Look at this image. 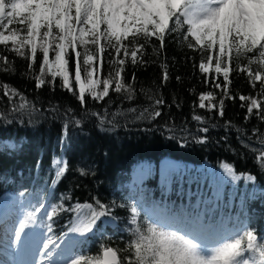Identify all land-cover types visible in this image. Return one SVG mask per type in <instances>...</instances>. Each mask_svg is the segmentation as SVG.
Masks as SVG:
<instances>
[{
	"label": "snow or ice",
	"instance_id": "6c2138e0",
	"mask_svg": "<svg viewBox=\"0 0 264 264\" xmlns=\"http://www.w3.org/2000/svg\"><path fill=\"white\" fill-rule=\"evenodd\" d=\"M169 38L199 54V63L194 62L193 66H198L205 76L204 83L212 89L199 93V103L193 106L194 121L207 124L206 117L195 114L196 107L216 110L223 117L226 100L235 102L238 96L241 108H246L245 121L255 116L264 122V0H0V72L16 71L14 60L4 54L14 53L27 61V72L22 75L34 79L37 89L54 88L59 79V86L81 105L89 96L104 100L110 91L123 99L135 100L137 77L133 72L132 82H127L129 66L145 67L159 60L162 84H166L170 79L165 56ZM149 48L156 60L145 58ZM235 74H244L252 89L258 86L259 91L255 95H233L230 77ZM176 80L181 77L176 76ZM0 89L13 112L34 110L35 105L16 87L0 83ZM140 92L152 103L151 111L144 108L137 119L146 113L152 119L159 117L165 103L163 96L148 94L143 88ZM176 106L180 107L178 103ZM127 111L136 113L137 109ZM123 114L118 110L108 120L107 110L103 115L93 113L101 125L107 122L113 126L115 117ZM0 116L6 119L5 113L0 112ZM225 127H232L231 122L226 121ZM199 131L208 133L209 128L203 126ZM253 132L259 133L256 140L260 147L250 150L257 153L256 159L264 168V133L258 128ZM197 142H207V136L199 137ZM54 163L53 185L68 168L67 161ZM221 167L233 180H256L251 174L237 175L231 164ZM79 171L87 174L85 169ZM94 201L71 207L52 204L50 210L40 201L38 207L26 210L17 226L7 230L14 236L10 247L20 257L18 264H264V233L258 234L243 221L232 228L206 222L199 215L183 220L164 215L157 222H141L136 204L129 206L131 238L124 248L102 244L101 255H83L79 251L82 241L75 237L92 233L97 222L102 217H112L113 208L117 207L115 202ZM60 212L75 215L67 231L56 235L53 219ZM37 213H42L46 221H41ZM40 223L47 229L42 239L39 234L26 232Z\"/></svg>",
	"mask_w": 264,
	"mask_h": 264
},
{
	"label": "trees",
	"instance_id": "16d2710c",
	"mask_svg": "<svg viewBox=\"0 0 264 264\" xmlns=\"http://www.w3.org/2000/svg\"><path fill=\"white\" fill-rule=\"evenodd\" d=\"M148 52L146 59H157L151 55L150 48ZM4 54L14 60L16 71L0 72V83L16 87L35 108L13 112L12 105L0 89V112L6 116V119L0 116V197L6 192L17 193L29 207L39 206L40 201L63 203L65 207H71L72 203L94 204V198L104 204L115 202L117 207L113 208L112 217L116 224L102 225L98 221L92 233L86 237H75L82 241L79 246L81 254L90 257L101 255L102 244L121 249L125 247L131 238L128 232L131 227L129 206L137 194L127 188L126 182L139 162L155 164L157 169L164 157L198 168L196 171L189 169L180 178L175 171H170L163 185L159 184L155 172L147 176L144 181L145 194L134 203L140 210L139 221L151 220L140 207L143 201L150 199L155 203L190 207L191 212L187 214H201L210 221L221 212L228 211L230 222L234 225L245 221L258 234L264 233V168L256 159L257 153L250 150L260 147L256 140L259 133H254L253 129L258 128L264 133V122L258 121L255 116L245 121L246 108H241L238 96L235 102L226 100L223 117L216 110L196 107L195 114L206 117L207 124L192 119L193 106L199 103V93L212 90L209 84L204 83L205 76L198 66H193L194 62L196 65L199 63L198 53L169 38L165 56L170 79L166 84H162L159 60L149 62L145 67L129 66L126 70L127 82H132L133 72L137 77L135 100L123 99L110 91L109 97L101 101L87 97L84 105L59 86V79L54 88L43 86L37 89L34 79L22 75L27 72V61L14 53ZM176 76H180L181 80L177 81ZM212 76V73L208 75L210 81ZM230 78L233 95L237 92L255 95L259 91L258 86L252 89L244 74H235ZM141 88L148 94L163 96L165 103L160 108L159 117L152 119L146 113L144 118L137 119L144 108L151 111L152 102L145 93L140 92ZM215 91L219 93V89ZM174 99L176 103H173ZM16 102H19L18 99ZM177 103L180 107L176 106ZM129 108H136L137 112L129 113ZM105 110L108 120H112V113L118 110L124 114L115 117V126L107 122L101 125L99 117L93 113L103 115ZM76 120L80 124H76ZM226 121H230L232 127L226 128ZM203 126L209 128L208 133L199 131ZM237 129H242V132ZM204 135L207 142H197ZM56 160L67 161L68 168L53 185ZM206 163L210 165L209 170L203 165ZM222 164H231L237 174L255 176V182H246L241 177L228 193ZM80 169H85L87 174L81 175ZM212 184L216 192L211 201L214 208L205 203L206 193ZM21 193L24 195L21 196ZM74 215L72 212H60L54 217L56 235L67 231Z\"/></svg>",
	"mask_w": 264,
	"mask_h": 264
},
{
	"label": "rangeland",
	"instance_id": "374dc122",
	"mask_svg": "<svg viewBox=\"0 0 264 264\" xmlns=\"http://www.w3.org/2000/svg\"><path fill=\"white\" fill-rule=\"evenodd\" d=\"M6 141L12 142L11 140H6ZM204 167L206 169H209V165H207V164L204 165ZM193 168L195 171L197 170V167L193 166L192 164L182 162V161L170 158V157H164L159 161L157 171H154L155 168H154V165L152 163H149L147 161L139 162L133 168V169H135V172L137 173L136 178L134 177V175L132 178V173H130V175H131L130 179L128 180V182H126L127 188L130 191L137 193L135 200H133V204L136 203V201L142 199V197L144 196L145 190H144V183L143 182L145 181L147 176L152 175L155 172L157 174L159 184L163 185L165 183V180L167 181V178L169 176L170 171L171 172L175 171L176 175L180 178V176H182L186 171H188L189 169H193ZM195 171L193 172L194 174H196ZM222 171H223V179L228 184L227 191L229 193V191L232 189V186L234 185V183L237 182V180H233L230 176H228L226 174L224 168H222ZM237 175H239V174H237ZM215 193L216 192L214 189V185L212 184L210 190L207 191L206 196H205V203L209 205L208 207L214 208L215 205H212L211 201H212V198L215 195ZM45 204L47 206H49V210H50V205H52L54 203L46 202ZM169 204H171V203H169ZM169 204L167 202L166 203L165 202L155 203V202L151 201L150 199H148V200L143 201L141 203L140 207H141V209H143L145 211L146 215L152 220V222H157V218L164 216V215H167V216L176 215L180 220H183L184 217L192 218L193 214H195V216H196V213L187 214L188 212H191V211H189L190 207L185 208V206H184V208H182V206H181V208H180V207H178V204L171 205V206ZM73 205H76V204L72 203V206ZM184 205H186V201L184 202ZM34 206H37V205H34ZM187 206H188V204H187ZM3 207H5V210H2ZM30 208L31 207H29L23 203V201L21 200L19 195H17V193L6 192L0 197V210H2V212H0V216L2 213H4V215L6 216L7 215L6 213H8V215L6 216L7 219L9 217H11L8 220L6 219L7 220V222H6V229L7 230L11 228V222H14L13 228L15 226H17V223L22 218L24 212ZM11 210H12L13 216H11ZM43 211L44 210H42V213H43ZM179 211L181 212V214ZM42 213H37V216L41 218V221H46V217H43ZM199 216L201 218H203L206 222L208 221L201 214H199ZM229 220H231V216H230V213L227 211L225 213L221 212V214H219V216H217L214 221H215V224H217V225L222 223L226 227L232 228L234 225H233V223H232V225L229 224L230 223ZM5 221H4V223H5ZM99 221L101 222L102 225H104V224H106V225L107 224H110V225L116 224L115 219L113 217H108V216L102 217ZM243 222L246 223L245 221H243ZM7 230H3L2 233H5V231H6V233H9V231H7ZM35 230L39 231V235L41 236V239L43 238V235L47 232V229L43 226V223H40L39 226H33L30 229H26V232H35ZM8 235L9 236H7V239L13 240L12 238H14V236L12 235V232L9 233ZM2 238H4V237H2ZM0 259L3 261L9 260V258L7 257V254H3V255L0 254Z\"/></svg>",
	"mask_w": 264,
	"mask_h": 264
},
{
	"label": "bare ground",
	"instance_id": "6f19581e",
	"mask_svg": "<svg viewBox=\"0 0 264 264\" xmlns=\"http://www.w3.org/2000/svg\"><path fill=\"white\" fill-rule=\"evenodd\" d=\"M207 165H209L208 163H206ZM206 164H203V165H206ZM154 165V171H157V169H158V167H157V169H156V166H155V164H153ZM196 167V166H195ZM197 168H198V166H197ZM209 169H210V165H209ZM208 169V170H209ZM133 175H134V177L136 178V176H137V173L135 172V170H134V172H133V174H132V178H133ZM169 177V176H168ZM144 183V182H143ZM2 210H5V207H3L2 208ZM2 210H0V212H2ZM4 213H2L1 215H3ZM179 214V213H178ZM11 216H13V214H12V210H11ZM7 219V217L5 216V215H3L2 217L0 216V226L1 225H3V223H4V221ZM34 233H36V234H39V231L38 230H35V232ZM11 241L12 240H8L7 239V236L6 237H4V238H2V236L0 235V254H7V257L9 258V260H5V261H3V260H1L0 259V264H18V261H19V259H20V257H18L17 255H16V251H15V249L14 248H12V247H10V245H11Z\"/></svg>",
	"mask_w": 264,
	"mask_h": 264
}]
</instances>
